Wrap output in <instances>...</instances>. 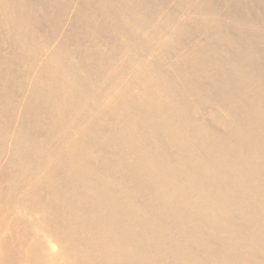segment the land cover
Masks as SVG:
<instances>
[{
	"label": "bare ground",
	"instance_id": "obj_1",
	"mask_svg": "<svg viewBox=\"0 0 264 264\" xmlns=\"http://www.w3.org/2000/svg\"><path fill=\"white\" fill-rule=\"evenodd\" d=\"M0 264H264V0H0Z\"/></svg>",
	"mask_w": 264,
	"mask_h": 264
}]
</instances>
